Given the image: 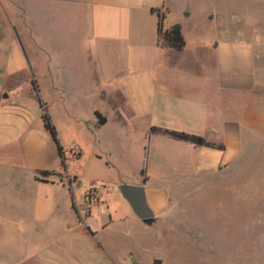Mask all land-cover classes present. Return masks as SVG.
Listing matches in <instances>:
<instances>
[{"label": "crops", "instance_id": "0c3cea01", "mask_svg": "<svg viewBox=\"0 0 264 264\" xmlns=\"http://www.w3.org/2000/svg\"><path fill=\"white\" fill-rule=\"evenodd\" d=\"M246 1L20 0L32 59L0 29V264H134L143 258L138 245L116 238L106 185L90 202V184L75 191L80 174H94L102 156L112 169L107 158L114 150L96 147L87 167L83 143L75 142L80 156L65 153L63 169L66 150L46 128L44 109L19 102L25 81L38 98L60 100L61 115L79 132L86 128L95 143L104 145L107 125L108 140L121 132L119 145L130 154L174 164L164 170L179 173L174 192L161 183L147 186L150 176L140 171L147 179L136 185L145 186L155 217L167 212L173 196L190 193L198 180L229 169L264 140V58L247 37L256 31L238 22ZM158 11L165 13L164 28L181 24L182 49L159 43ZM164 129L203 136L210 145Z\"/></svg>", "mask_w": 264, "mask_h": 264}, {"label": "rangeland", "instance_id": "374dc122", "mask_svg": "<svg viewBox=\"0 0 264 264\" xmlns=\"http://www.w3.org/2000/svg\"><path fill=\"white\" fill-rule=\"evenodd\" d=\"M19 2L20 0H0V29L5 30L6 39L9 36L15 38L27 61L32 59V53L28 50V21L26 12L19 11V7L26 4L20 5ZM243 6L246 15L239 18L238 22L244 28L247 26L256 31L254 35L248 34L247 37L254 39L264 58V0H258L257 3L256 0H247L243 2ZM84 39L86 47L88 35L85 34ZM24 74L25 72L22 75ZM22 86H26V90L21 93L19 102L32 109L42 108L36 93L34 95L27 90L28 83L25 81ZM6 93L8 94L4 92ZM41 100L48 106V113L64 150L67 151L75 142L83 143L84 154L88 159L87 167L95 161L93 156L96 147L97 151L114 150L107 158L112 169H107L105 156H102L103 160H98L94 174H90L89 168V173L87 171L80 174L78 182L74 183L75 191L76 194L83 193L88 184L93 182H97L101 189L106 185L110 191L103 192V195L107 198L109 212L114 220L115 236H124L129 240L126 246L133 248L138 245L141 248L143 258L136 259L138 264H153L156 258L162 259L161 264H264L263 139L249 148L237 164L198 180V184L190 188V193L173 196L175 199L167 212L148 224L136 215L122 196L119 185L137 184L147 179L140 172L142 168H146L150 176L147 186L161 183L174 192L172 185L177 181L179 173L164 171L174 164H150L144 162L138 154H130L128 148L119 145L122 137L118 135L121 132L117 131L116 136L108 140L107 125L101 131L105 138L104 145H99L90 138L86 128L79 132L75 123L61 115L60 100ZM119 148L123 149L124 155L116 153Z\"/></svg>", "mask_w": 264, "mask_h": 264}, {"label": "trees", "instance_id": "16d2710c", "mask_svg": "<svg viewBox=\"0 0 264 264\" xmlns=\"http://www.w3.org/2000/svg\"><path fill=\"white\" fill-rule=\"evenodd\" d=\"M158 16H159V24H158V39H159V43L162 46H168V47H173L175 49H182L185 46V38L183 36L182 33V27L181 24L179 23H175L173 25H171L168 28H164L163 27V21L165 18V13L164 12H160L158 11ZM40 99V103L42 108L44 109L43 112V120H44V124L46 126L47 129H49L54 138L57 140L58 142V138H57V131L55 129L54 124L51 121L50 115L47 111V107L46 104ZM153 129H159V128H153ZM164 132L170 134L171 136L177 138V139H182V140H187L190 141L196 145H210V142H208L203 136H199L196 134H191V133H187V132H181V131H175V130H168V129H164ZM220 147H224V145H220ZM60 149V153H62V147L59 146ZM61 165L63 168H66V162L62 156V160H61ZM45 173H55L54 171H46Z\"/></svg>", "mask_w": 264, "mask_h": 264}, {"label": "water", "instance_id": "95a60500", "mask_svg": "<svg viewBox=\"0 0 264 264\" xmlns=\"http://www.w3.org/2000/svg\"><path fill=\"white\" fill-rule=\"evenodd\" d=\"M7 96L8 94H4ZM99 123L104 124L106 117L100 112H95ZM119 190L122 196L129 202L134 212L146 223L150 224L155 218V213L147 202L145 186L142 184H127L122 183L119 185ZM162 259L156 258L153 264H161Z\"/></svg>", "mask_w": 264, "mask_h": 264}, {"label": "built area", "instance_id": "2783aa9c", "mask_svg": "<svg viewBox=\"0 0 264 264\" xmlns=\"http://www.w3.org/2000/svg\"><path fill=\"white\" fill-rule=\"evenodd\" d=\"M63 152H64L63 154L64 160L66 158L65 153H69L71 156L77 159L80 156L81 147L78 144H72L70 145L67 151H63ZM99 192H100V185L97 182H93L92 184L89 185V188L87 189L85 193V200L89 202L92 201L93 199L98 197Z\"/></svg>", "mask_w": 264, "mask_h": 264}, {"label": "flooded vegetation", "instance_id": "af4514ba", "mask_svg": "<svg viewBox=\"0 0 264 264\" xmlns=\"http://www.w3.org/2000/svg\"><path fill=\"white\" fill-rule=\"evenodd\" d=\"M137 263L136 261H134V264Z\"/></svg>", "mask_w": 264, "mask_h": 264}]
</instances>
